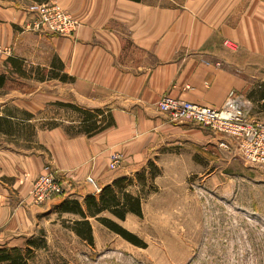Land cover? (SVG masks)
Returning a JSON list of instances; mask_svg holds the SVG:
<instances>
[{"label":"crops","instance_id":"0c3cea01","mask_svg":"<svg viewBox=\"0 0 264 264\" xmlns=\"http://www.w3.org/2000/svg\"><path fill=\"white\" fill-rule=\"evenodd\" d=\"M22 1L0 5V45L12 47L9 56L23 64L63 72L66 85L37 86L8 108L36 113L63 101L101 109L111 123L87 133L79 112L70 121L76 131L59 122L37 128L28 151L0 144V247L15 246L49 202L95 192L87 174L101 187L116 170L133 172L159 155L190 159L233 150L220 145L228 138L210 127L169 120L156 105L165 93L219 106L235 90L250 100L251 115L264 120V0H54L80 21L74 35L31 28L26 8L34 0ZM111 149L122 154L113 170ZM45 165L67 191L42 207L30 203L28 193Z\"/></svg>","mask_w":264,"mask_h":264},{"label":"rangeland","instance_id":"374dc122","mask_svg":"<svg viewBox=\"0 0 264 264\" xmlns=\"http://www.w3.org/2000/svg\"><path fill=\"white\" fill-rule=\"evenodd\" d=\"M9 4L18 6L24 1L0 0V5ZM12 53V47L9 53H0V74L5 75L0 85V112L13 110L8 108L11 100L37 86L49 89L51 85H66L65 79L39 64L24 63L23 73L14 70L6 60ZM70 104L56 101L36 113L14 108L18 117L28 112L37 119L33 120L32 128L16 124L14 133H0L1 146L28 151L36 129L49 127L47 121L51 120L70 132L76 131L71 118L86 108ZM223 135L233 148L231 152L202 153L190 159L185 155L164 154L145 160L133 172L116 170V175L129 176L131 183L127 189L140 195L142 212L140 215L127 212L124 219L109 211L98 215L116 220L135 233L143 241L141 244L95 217H89L93 235V242H89L73 229L79 215L60 212L62 200L49 202L66 193L64 184L62 194L35 203L30 196L31 183L29 202L42 207L49 202V209L41 212L28 233L15 237L23 260L26 264H264V165L244 160L238 154L235 140ZM181 165L194 168H170ZM85 181L92 185L86 178ZM68 195V198L83 197L77 193Z\"/></svg>","mask_w":264,"mask_h":264},{"label":"built area","instance_id":"2783aa9c","mask_svg":"<svg viewBox=\"0 0 264 264\" xmlns=\"http://www.w3.org/2000/svg\"><path fill=\"white\" fill-rule=\"evenodd\" d=\"M26 10L31 14L29 26L35 30L62 35H74L80 21L56 1H31ZM229 46L233 44L225 39ZM10 46L0 45V53H9ZM157 107L165 112L171 121H191L210 127L212 130L229 135L235 140L238 154L254 165H264V120L251 115V103L242 93L230 91L219 106L199 104L194 101L163 94L157 101ZM230 148L228 141L219 143ZM110 169L119 166L122 154L109 150L107 154ZM86 180L94 185L95 191L100 186L91 174ZM64 187L59 176L55 175L49 165L38 174L32 182L30 196L33 202L42 201L54 195L62 194Z\"/></svg>","mask_w":264,"mask_h":264},{"label":"trees","instance_id":"16d2710c","mask_svg":"<svg viewBox=\"0 0 264 264\" xmlns=\"http://www.w3.org/2000/svg\"><path fill=\"white\" fill-rule=\"evenodd\" d=\"M6 60L12 64L15 68L14 70L20 73L24 72L23 61L20 58L8 56ZM56 76L61 77V79L66 78L65 74L58 75L56 73ZM4 78L5 75L0 74V85L3 83ZM101 112V109L97 108L82 110L83 118L81 119V125L85 132L91 133L111 123L109 119H106V115H102ZM99 113L100 117H98ZM17 116L13 110L0 113V133H14L12 130L16 124H27L30 128L33 127V122L28 121L29 118L33 117L31 113H23L19 117L20 119H17ZM47 122V126H52L57 123L52 120ZM129 183H131L129 176L116 175L110 181L106 182L98 192H88L83 195L81 200L76 197L62 199L59 204V211L73 212L79 215L73 222V229L80 237L89 242H93L92 226L89 217H95L125 238L136 244H141L143 241L135 233L124 228L116 220L98 215L102 211H109L119 219H124L127 212L141 214L140 195L138 193H132L127 189ZM0 264H26V262L23 260L18 246H1Z\"/></svg>","mask_w":264,"mask_h":264}]
</instances>
